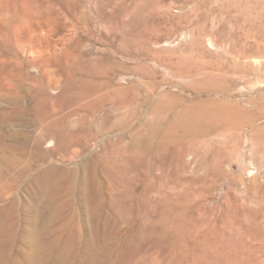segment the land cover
<instances>
[{"label": "rangeland", "instance_id": "rangeland-1", "mask_svg": "<svg viewBox=\"0 0 264 264\" xmlns=\"http://www.w3.org/2000/svg\"><path fill=\"white\" fill-rule=\"evenodd\" d=\"M117 1L134 7L140 26L160 27L162 33L178 28V32L172 46L155 47L167 52L140 55L134 62L128 55L115 54L124 66L113 74L112 85L128 88L134 95L130 94L122 107L116 106V117L108 123L101 117L109 106L86 114L83 124L72 115L68 128L78 132L81 144L73 145L66 157L54 155L46 163L54 169L57 181L65 187L73 184L66 197H72L76 211L80 210L63 237V242H72L71 264H78L79 252H86L87 264H264V250L257 245L244 249L211 245L223 234L235 237L234 230L223 229V222L237 217L244 224V219L260 213L253 205L244 209L240 200L264 182L260 150L264 139V58L259 63L251 59L244 68L223 77L188 76L175 70L180 60L195 61L188 50L190 28L185 21L207 28L215 43L232 35L244 43L245 51L258 17L264 27V0ZM143 8L144 13L140 12ZM86 22H91V30L100 24L92 19ZM184 33L186 37L181 39ZM162 39L166 41L164 34ZM202 47L207 53L214 52L206 43ZM61 83L52 93H58ZM216 103L231 109L229 126L225 119L209 120L217 130L205 139L194 138L185 127L172 129L192 110L193 123L198 122L200 128L209 126L196 113ZM159 117L162 121L153 133L150 128ZM224 158H229L223 166L228 178L214 186L213 172ZM34 174L35 170L27 173L0 200V207L15 194L19 205L27 207L29 189L25 188H33ZM22 238L16 236L13 243L26 253L29 248L20 244ZM5 239L0 237V242Z\"/></svg>", "mask_w": 264, "mask_h": 264}, {"label": "bare ground", "instance_id": "bare-ground-1", "mask_svg": "<svg viewBox=\"0 0 264 264\" xmlns=\"http://www.w3.org/2000/svg\"><path fill=\"white\" fill-rule=\"evenodd\" d=\"M89 18L100 22L95 30H91V22L85 23V20L91 21ZM137 20L134 7H126L117 0H0V200L27 173L35 170L33 188L28 185L25 188L29 189L26 192L29 205H19L15 194L6 206L0 207V237L6 238L0 242V264H71L72 242H63V237L80 210L76 211L72 197H66L71 195L73 184L65 187L57 181L54 169L46 163L54 155L66 157L73 145L81 144L78 132L72 133L70 126L68 128L72 115H77L78 123L83 124L86 114L109 106L101 117L103 123H108L116 117V106L130 100V89L112 85L113 74L123 65L115 54L128 55L134 62L144 55L155 56L168 51L157 50V46H172L178 28L162 33L160 27L140 26ZM262 21L258 17L252 25L251 43L245 51L244 43H238L232 35L230 39L215 43L207 28L185 21L190 28L186 40L191 42L188 50L195 61L180 60L175 66L176 72L188 76L203 73L223 77L244 68L251 59L259 63V59L264 58ZM163 34L166 36L164 42ZM180 37L184 39L185 33ZM205 43L213 53L204 51L202 45ZM60 82L58 93H52ZM188 112L190 115L186 112L171 128L185 127L196 139L208 138L216 132V124L209 120L216 123L214 120L225 119L226 126L231 124L232 111L223 103L212 104L207 111L196 113L201 120L209 122L207 127H198L191 116L195 111ZM161 121L157 118L150 131L154 133ZM261 143L264 155V139ZM228 161L229 158H224L218 163L212 176L214 186L227 177L223 166ZM262 183L254 186V193L240 200L244 209L253 205L260 213L253 219H244V224L237 221V217H233V222H223V229L234 230L235 237L220 235L221 240L212 243L213 247L244 249L257 245L264 250ZM230 190L227 189V194ZM16 236L23 237L20 244L29 248L26 253L14 246ZM86 256V252H79L77 263L87 264Z\"/></svg>", "mask_w": 264, "mask_h": 264}]
</instances>
